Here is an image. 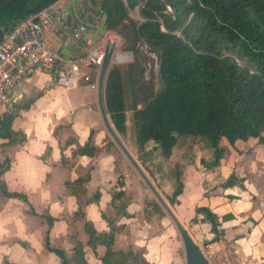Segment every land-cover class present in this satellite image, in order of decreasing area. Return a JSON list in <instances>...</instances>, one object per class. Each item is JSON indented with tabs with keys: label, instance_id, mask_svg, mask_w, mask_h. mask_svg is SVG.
I'll return each mask as SVG.
<instances>
[{
	"label": "crops",
	"instance_id": "crops-1",
	"mask_svg": "<svg viewBox=\"0 0 264 264\" xmlns=\"http://www.w3.org/2000/svg\"><path fill=\"white\" fill-rule=\"evenodd\" d=\"M59 88L51 83L47 74L28 77L15 87L17 103L30 96L35 100L28 108H21L12 123L14 129L25 132L26 140L0 146V163L6 157L11 161V167L1 178L8 190L26 193L30 203L17 197H5L0 191V264H62L61 259L45 247L46 220L41 224V217L31 213V207L38 213L47 212L55 217L52 244L70 254L75 245L71 238L74 235L83 243L90 264H103L100 255L104 248L99 246L95 251L87 244L89 236L84 229L87 219L99 231L110 229L107 219L117 225L125 224V228L116 233L113 248L132 249L138 254L139 261L130 258L128 264H185L179 230L169 216H145L147 186L112 130L141 168L147 170L137 157L144 151H139L136 137L120 133L105 106L106 121L98 91L89 86L74 88L82 89L83 103L66 107L59 97H47ZM9 110L0 106V113ZM90 137L97 147L96 155L74 156L73 151ZM179 140L168 158L181 163L184 183L183 192L171 208L175 215L185 226V222H193L196 212L195 209L191 212L189 207L197 203L210 206L221 218L231 213V218L222 220L220 239L213 241L211 224L202 219L201 213L198 221L192 223L195 233L190 234L212 264H264V144L255 137L232 144L224 137L221 145L226 141L231 148L225 147L220 164L209 169L202 159L209 161L213 157L211 147L206 143L199 148L196 144L183 143L178 148ZM2 142L0 137V144ZM177 152L179 157H176ZM190 154H194L191 159ZM232 172L245 177L244 188L220 186ZM79 176L87 178L83 183L85 191L73 193L65 181ZM147 176L159 188L155 182L157 174L149 171ZM214 186H217L214 190L221 193L214 195V190L209 191ZM115 190H124L130 197L126 208L130 216L118 213L112 205ZM97 191L99 199L89 201ZM226 194L236 197L229 202ZM79 210L85 216L75 219L73 216Z\"/></svg>",
	"mask_w": 264,
	"mask_h": 264
},
{
	"label": "trees",
	"instance_id": "trees-1",
	"mask_svg": "<svg viewBox=\"0 0 264 264\" xmlns=\"http://www.w3.org/2000/svg\"><path fill=\"white\" fill-rule=\"evenodd\" d=\"M56 0H0V42L5 32L21 19L34 14ZM107 26L117 28L129 26L124 21L129 9L138 7L144 18L132 23L133 43L146 42L159 58L160 90L146 104L134 110L136 143L144 151L153 141L164 158H170L173 148L182 136L203 140L213 149V157L202 159L205 167L213 169L224 156L221 139L234 144L239 139L255 137L264 144V0H104ZM122 71L112 65L107 74L104 100L115 128L127 132V112ZM34 97L22 103L15 102L14 108L0 113L1 147L16 145L26 140L22 130L13 128L12 123L21 108H28ZM97 147L92 138L73 151V155H96ZM11 167L9 157L0 163V191L5 197H17L30 203L26 193L7 189L2 174ZM84 176L66 180L65 185L73 193L85 191ZM244 176L232 172L220 186L244 188ZM181 172L177 170L175 188L169 201L175 203L183 192ZM218 195V194H216ZM230 201L233 194H226ZM100 192H95L89 201H97ZM130 197L124 190L112 192L111 203L118 213L126 216ZM193 222L198 214L210 222L214 233L213 241L221 238L222 218L208 205L195 208ZM31 213L47 222L44 244L55 253L62 264H90L85 257L84 245L73 235L75 245L70 254L52 244L51 230L55 217L50 213ZM146 217L166 214L156 200H146ZM84 217L82 210L74 218ZM109 230L99 231L91 220H85L88 234L87 244L95 251L104 248L100 255L103 264H128L130 258L139 261L138 254L131 250L115 249L113 244L117 232L125 224H115L107 219Z\"/></svg>",
	"mask_w": 264,
	"mask_h": 264
},
{
	"label": "built area",
	"instance_id": "built-area-1",
	"mask_svg": "<svg viewBox=\"0 0 264 264\" xmlns=\"http://www.w3.org/2000/svg\"><path fill=\"white\" fill-rule=\"evenodd\" d=\"M71 1L56 0L5 32L0 42L3 108L14 107L15 87L28 77L47 74L51 83L67 89L89 86L99 91L107 49H112L109 66L128 61L120 51L122 35L107 26L104 0H74L67 5Z\"/></svg>",
	"mask_w": 264,
	"mask_h": 264
},
{
	"label": "rangeland",
	"instance_id": "rangeland-1",
	"mask_svg": "<svg viewBox=\"0 0 264 264\" xmlns=\"http://www.w3.org/2000/svg\"><path fill=\"white\" fill-rule=\"evenodd\" d=\"M72 3H74V0H72L71 2H67V5H71ZM66 11H68V8L66 9ZM140 18H142V16L139 13L138 9L135 8L131 10L128 17L124 21V24H128L129 26H119L117 28H114V30L118 31L122 35L120 51L123 52L124 54H127L128 55L127 57L129 58L128 61L126 62H113V63L111 62L105 76V82H106L107 74L112 65L119 66L122 71V78H123V84L125 90L124 97H125L126 112H127L126 135L130 133L131 138H133V136L136 137L134 110L146 104L148 100H150L160 90L162 85L159 76V59L157 53L153 51L148 45L146 46L145 45L146 43H144L143 41H138L136 43V49L131 46L133 43L132 25L134 23L140 22L141 21ZM101 31H103V28H101ZM105 82H104V87H105ZM81 90H77L74 88L67 89L60 86L58 91H55L54 93H48L47 97L48 98L59 97L62 105L66 107H68L70 104L81 105L85 97V94ZM30 97H26V99ZM183 143L189 144L188 146H190V144H196L198 148L200 146L205 145L204 141H201L199 138H194L192 136H183V137L181 136L177 147L178 148L182 147ZM222 146L224 149H226L225 147H227L228 149L231 148L230 147L231 145H229V143L226 141L223 143ZM193 155L194 154H190V156L188 157L191 159ZM137 157L141 161V163L147 167L146 168L147 170H144L147 173V175H149V171L152 172L153 175L154 173L157 174V176L155 177V179L158 178V180H155L156 184L159 187L157 188V190L165 199V201L169 204V206L173 209L174 203H171L169 201V196L172 194L175 188L177 170L181 172V178H182L181 163L177 161L178 159L176 160L165 159L161 155L160 149L155 145L153 141H150L148 145H146V149L144 150V152L140 153ZM176 157H179L178 152L176 153ZM147 162L148 164L146 165ZM149 165L152 166V168H150ZM143 180L145 186H147L148 189V197L146 200H156L160 203L155 193L151 190L149 185H147V182L145 181L144 178ZM216 188L217 186H214L213 188L209 189V191L214 190ZM219 193H221V191L214 190L213 192L214 195ZM229 202H231V200ZM199 205H201V203H197L196 206L191 205L189 207V210L191 209L192 212L193 209H195ZM166 215L169 216L168 218H170V220H172V223L176 225L173 218L170 216V214L167 211H166ZM43 222L44 220L41 218V224ZM192 223L193 222H191V220L185 222V227L188 231H190L189 233H195V231L193 230ZM178 236L183 244L182 253L185 258V264H187L185 246L179 231H178Z\"/></svg>",
	"mask_w": 264,
	"mask_h": 264
},
{
	"label": "water",
	"instance_id": "water-1",
	"mask_svg": "<svg viewBox=\"0 0 264 264\" xmlns=\"http://www.w3.org/2000/svg\"><path fill=\"white\" fill-rule=\"evenodd\" d=\"M112 49L108 48L105 55V60L102 66L101 71V78H100V84H99V104L100 109L107 121V115L105 110V100H104V82H105V76L109 67V62L111 58ZM112 130V129H111ZM115 138L129 157V159L134 163L137 170L141 174V176L145 179L151 190L155 193L156 197L160 201L161 205L164 207V209L170 214V216L173 218L175 224L177 225V228L181 234L184 246H185V252H186V260L187 264H211V262L208 260L206 255L203 253L197 242L194 240V238L191 236L189 231L186 229V227L182 224V222L178 219V217L175 215L169 204L165 201V199L162 197V195L159 193L157 188L154 186L152 181L149 179L147 174L144 172V170L141 168V166L137 163L135 158L132 156V154L127 150V148L124 146V144L121 142V140L116 136L114 131L112 130Z\"/></svg>",
	"mask_w": 264,
	"mask_h": 264
}]
</instances>
